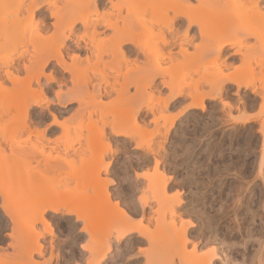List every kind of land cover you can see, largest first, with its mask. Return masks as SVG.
<instances>
[{"label":"rangeland","instance_id":"rangeland-1","mask_svg":"<svg viewBox=\"0 0 264 264\" xmlns=\"http://www.w3.org/2000/svg\"><path fill=\"white\" fill-rule=\"evenodd\" d=\"M31 1L0 0V73L46 94L1 115L0 264H264V0L224 34L228 0Z\"/></svg>","mask_w":264,"mask_h":264},{"label":"bare ground","instance_id":"bare-ground-1","mask_svg":"<svg viewBox=\"0 0 264 264\" xmlns=\"http://www.w3.org/2000/svg\"><path fill=\"white\" fill-rule=\"evenodd\" d=\"M19 2L16 4V8L18 9V8H20V6L23 4V2H24V0H18ZM36 2L37 0H33V1H31V2H29L28 3V6H27V9H28V14H29V16L27 15V19H28V17H30L29 19H28V22H30V21H32L33 22V2ZM40 1V0H39ZM38 1V2H39ZM47 1V0H46ZM160 1V0H159ZM162 1H168V0H161V2ZM175 1V0H174ZM186 0H176V2H177V7L174 9V8H172V9H174V10H172V11H174L175 13H174V15L176 14V15H181V16H184V17H188V19L190 20V22H192V21H196V19H198V17H197V15L196 14H193L192 12H190L191 10H190V6L187 4L188 3V1H187V3L185 2ZM259 0H228L227 2H225L224 4V8L222 7V9H224V10H220V11H223V13H221V22L220 23H218V25H219V27H218V32H219V34L221 33V34H224V33H228L229 31H231L232 29H235V28H237V29H239L240 27H239V25H238V23H239V18H240V16L239 15H232V16H230V18H229V16L227 15L229 12H226L227 10H229V9H231V11L232 10H235V11H237V10H239V9H241V8H244L245 6H249V5H253V4H256L257 2H258ZM37 2V3H38ZM176 5V4H175ZM174 5V6H175ZM227 6V7H226ZM171 9V8H170ZM198 9V11H207V10H209V9H203V8H201V9H199V8H197ZM55 10V9H54ZM53 11V10H52ZM58 11V10H57ZM55 12H56V10L55 11H53L51 14H55ZM194 12V11H193ZM5 13H7V11H2V9L0 10V15L2 16V15H4ZM166 13V12H165ZM195 13V12H194ZM199 13V12H198ZM197 13V14H198ZM15 13L13 12L12 13V15H14ZM16 15V14H15ZM15 15L13 16L14 17V19H15ZM59 14H57V16H58ZM175 15V16H176ZM54 16H56V15H54ZM56 16V18H57V21L55 22V24H54V28H55V31H54V33L52 34V40H54V45L56 44V48H55V51L56 52H58L56 55H48V56H46V54H45V57H44V55L42 56V52L40 53V54H36V56H32V57H34V58H32V57H30V60H29V62H30V64L31 65H37V64H39V63H37V62H39V61H42V60H44V61H42V63L40 62V64H45L46 62H47V60H49V58L52 56V57H55L56 58V60H57V63H59V64H64V60H63V56H62V54H61V52H60V46L62 45V37H60V39H57V37L59 36V34L60 33H58V31L59 32H61L60 30H61V28H60V26H61V22H60V20H62L63 19V16L61 17L60 15H59V17H57ZM220 16V15H219ZM263 16L264 15H262V22H264V19H263ZM13 17H12V19H13ZM18 17V18H17ZM261 17V16H260ZM174 16L172 17V20H174ZM3 19V18H2ZM11 19V20H12ZM13 19V20H14ZM16 19H19V15H17L16 16ZM15 19V20H16ZM171 19V18H170ZM258 19H259V14H258ZM14 20V21H15ZM64 20V19H63ZM171 20V21H172ZM14 21H13V23H14ZM31 22V23H32ZM189 22V21H188ZM12 23V24H13ZM15 23H16V21H15ZM31 23H30V25H31ZM73 22H71L70 24H68V25H71ZM261 23V22H260ZM10 24V23H9ZM66 24V25H67ZM262 24V23H261ZM108 25L109 26H112V27H114V28H116V30L118 29L117 27V25H116V22L114 23V22H109L108 23ZM264 25V24H263ZM13 27V26H12ZM40 26H38V28H37V31L39 30V29H41L42 27H40ZM123 27H127V29L128 28H131L132 27V22L130 21V22H125V25L123 26ZM217 27V26H216ZM113 28V29H114ZM124 29V28H123ZM126 29V28H125ZM124 29V30H125ZM124 30H122V28L120 29V31L118 30V34H119V38L117 39V43H119V47H121L120 45H122L121 43H123L122 41H124L123 39H124V35H125V31ZM236 30V29H235ZM128 31V30H127ZM217 32V33H218ZM127 34H128V32H126ZM40 34L42 35V33L40 32ZM39 34V32H37V35H40ZM58 34V35H57ZM40 35V36H41ZM40 36H37V37H39L38 39H40V38H42V37H40ZM8 37V36H7ZM5 38V37H4ZM9 38V37H8ZM123 38V39H122ZM128 38V37H127ZM139 39V38H138ZM235 39H237V37H235V38H232V39H229V40H224L222 43H221V45H220V47L221 46H223V44H225V43H227V41H230V40H235ZM55 41H56V43H55ZM138 41V40H137ZM53 42V41H52ZM139 42V41H138ZM38 43V42H37ZM138 44V43H137ZM24 45V44H23ZM51 45H53V44H51ZM37 47V46H36ZM140 47V46H139ZM22 49H23V47H22ZM28 50V49H27ZM27 50H23L24 52H27ZM48 50V49H47ZM181 51H185V47L184 46H182L181 47ZM40 55V56H39ZM120 56L122 57V60H123V58H125L124 57V53L122 52V51H120ZM44 62V63H43ZM8 63H13L12 61H9ZM19 64V63H18ZM87 64H88V61H87ZM86 64V65H87ZM7 65H9V64H7ZM12 66H13V64H12ZM24 66V68L26 69L28 66H29V64H28V66L27 65H23ZM43 66V65H42ZM8 68V67H7ZM5 69V73H4V78H3V74L1 75V73H0V85L2 86L3 84L2 83H4L5 82V77H6V79H8L9 81H11L12 82V87L11 88H9L8 89V95H6V96H8L7 97V99H5L4 101V103H1V105H0V117H1V115L3 116V115H9V114H11L13 117H16V115L17 114H20V116L22 117L20 120H19V115H18V122H22L23 121V127H24V129H26L27 131H29V132H31L32 131V129H31V126L28 124L29 122H27L29 119H28V115H29V111H30V109H29V105H30V103L33 101V102H36V99L37 98H39L38 96H42V95H46L45 94V89H43L42 87H39L38 89H36V90H31V87L29 86V82H31L30 80L31 79H29V78H31L30 76H29V81L27 80V82H28V84H26V85H24V83L22 84V85H20V89L18 88L17 89V84L19 83L18 81V79H17V77H15L14 75H13V72L11 71V70H9V69ZM18 68V67H17ZM70 69H72V70H74L75 71V75L76 74H79L80 72H86L87 71V66H77V65H75V64H71L70 65ZM27 70V69H26ZM28 71V70H27ZM42 72L43 71H41V73H37L36 75H37V77L35 78L36 80H37V82L39 81V75L38 74H40V75H42ZM100 72V71H99ZM81 73V74H82ZM101 73H103V71H101ZM88 73H86L85 74V76L87 75ZM83 75V77H84V80H83V84H84V81H86V79L88 78V77H86V79H85V76H84V73L82 74ZM103 75V74H102ZM104 76V75H103ZM33 77H35V75L33 76ZM32 77V78H33ZM104 78V77H103ZM47 79L48 80H52L53 79V76H51V75H48L47 76ZM89 79V78H88ZM127 81H128V78H126V76L123 78V81H122V83H121V86H123V88H121V90L123 89V90H125L126 89V83H127ZM25 83H26V81H24ZM86 83L87 82H85V84L83 85V86H85L86 85ZM24 85V86H23ZM87 85H88V83H87ZM87 85L85 86V87H87ZM0 86V87H1ZM87 89V88H86ZM121 92H123V91H121ZM93 94H95L94 92H92ZM93 94H91V95H93ZM35 95L37 96V98L35 97ZM5 96V97H6ZM33 100H32V99ZM31 101V102H30ZM60 103H62L61 101H59ZM3 104V105H2ZM36 104V103H35ZM202 105V104H201ZM10 116V115H9ZM8 116V117H9ZM3 117H1L0 119H2ZM4 119V118H3ZM8 119H10V120H12V118L11 117H9ZM7 119V120H8ZM28 119V120H27ZM5 120H6V118H5ZM10 120H8V121H10ZM55 121V120H54ZM19 123V124H20ZM21 125H22V123H21ZM21 128V127H20ZM22 129V128H21ZM26 132V131H25ZM28 132V133H29ZM19 145V144H18ZM27 145V144H26ZM20 146V145H19ZM32 146V145H31ZM22 147V146H21ZM25 147H27V146H25ZM29 147V146H28ZM36 147V146H35ZM26 149H28V148H26ZM30 149V148H29ZM31 152H33V151H31ZM22 160V159H21ZM224 186V185H223ZM206 189V188H205ZM238 189V188H237ZM242 198V197H241ZM241 206V205H240ZM229 213V212H228ZM221 214V213H220ZM223 214H225V213H223ZM213 216V215H212ZM218 216H220V215H218ZM220 217H222V214H221V216ZM223 217H224V215H223ZM223 217L222 218H220V219H223ZM216 218V217H215ZM215 221V220H214ZM216 222H218V221H216ZM227 222V221H226ZM225 223V222H224ZM217 224V223H216ZM226 224V223H225ZM237 226V225H236ZM239 228V227H238ZM221 229V228H220ZM234 231V230H233ZM212 232V231H211ZM231 234V233H230ZM225 235V234H224ZM223 236V235H222ZM226 236V235H225ZM228 238V237H227ZM224 239V238H223ZM185 259V258H184ZM180 260V259H179ZM180 262L181 263H179V264H184V261L183 260H180ZM190 261H188V259H187V264H190L189 263ZM191 264H193V262L191 263Z\"/></svg>","mask_w":264,"mask_h":264}]
</instances>
